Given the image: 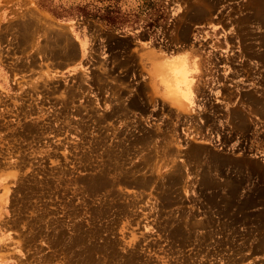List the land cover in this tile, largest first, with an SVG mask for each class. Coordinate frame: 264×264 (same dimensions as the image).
<instances>
[{"label":"rangeland","instance_id":"rangeland-1","mask_svg":"<svg viewBox=\"0 0 264 264\" xmlns=\"http://www.w3.org/2000/svg\"><path fill=\"white\" fill-rule=\"evenodd\" d=\"M0 264H264V0H0Z\"/></svg>","mask_w":264,"mask_h":264},{"label":"bare ground","instance_id":"bare-ground-1","mask_svg":"<svg viewBox=\"0 0 264 264\" xmlns=\"http://www.w3.org/2000/svg\"><path fill=\"white\" fill-rule=\"evenodd\" d=\"M160 71H161L160 75L169 84L170 96L178 102L185 100V95H187V87H186L187 82H185V80L183 78L184 75L179 70H177L175 68L165 67L163 70L160 67L158 69V72H160ZM183 88H185V90Z\"/></svg>","mask_w":264,"mask_h":264},{"label":"crops","instance_id":"crops-1","mask_svg":"<svg viewBox=\"0 0 264 264\" xmlns=\"http://www.w3.org/2000/svg\"><path fill=\"white\" fill-rule=\"evenodd\" d=\"M180 54H186L187 55V57H188V59H189V61L190 62H192V64L194 65V63H195V61H197V59H196V56L194 55V53L193 52H179V53H174V55H168V56H172V57H175V56H178V55H180ZM161 56L163 57H167L166 56V54L165 53H159V55H158V58H161ZM197 66H199V64H198V61L195 63ZM191 68V67H190ZM199 68V67H198ZM198 68L192 73V75L194 76V80H196L195 79V77L197 76V70H198ZM157 80V79H156ZM157 81H159V80H157ZM156 81V82H157ZM158 86H159V91L161 92V96L164 98V99H168L169 97L166 95V93H165V89L163 88V86L158 82ZM186 104V103H185Z\"/></svg>","mask_w":264,"mask_h":264},{"label":"trees","instance_id":"trees-1","mask_svg":"<svg viewBox=\"0 0 264 264\" xmlns=\"http://www.w3.org/2000/svg\"><path fill=\"white\" fill-rule=\"evenodd\" d=\"M84 14V16H86V17H91V18H93V19H98V20H103V21H106L107 22V24H109V25H111V26H113L114 28H116V29H118V28H120L118 25H117V16H115V17H113V16H105V17H102L101 15H98L97 13H94V12H85V13H83ZM121 16H123V15H121ZM121 19H123L124 20V18L123 17H121ZM120 22H122V21H118V23H120Z\"/></svg>","mask_w":264,"mask_h":264}]
</instances>
